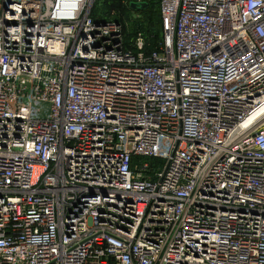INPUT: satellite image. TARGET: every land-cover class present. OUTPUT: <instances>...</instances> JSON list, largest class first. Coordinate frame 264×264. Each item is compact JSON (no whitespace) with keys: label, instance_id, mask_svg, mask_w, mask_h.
<instances>
[{"label":"built area","instance_id":"obj_1","mask_svg":"<svg viewBox=\"0 0 264 264\" xmlns=\"http://www.w3.org/2000/svg\"><path fill=\"white\" fill-rule=\"evenodd\" d=\"M93 3L0 0V264H264V0Z\"/></svg>","mask_w":264,"mask_h":264},{"label":"trees","instance_id":"obj_2","mask_svg":"<svg viewBox=\"0 0 264 264\" xmlns=\"http://www.w3.org/2000/svg\"><path fill=\"white\" fill-rule=\"evenodd\" d=\"M146 5L143 7L132 6L138 3L136 0H94L89 15L96 21L114 20L122 24L123 46L125 49H135L133 41L138 32L145 40L143 51L159 49L163 44L162 21L159 13V0H142ZM98 6L103 19L94 14V7ZM125 10L132 12L130 15L137 23L123 21ZM136 13V15H134ZM131 38H134L133 41Z\"/></svg>","mask_w":264,"mask_h":264},{"label":"rangeland","instance_id":"obj_3","mask_svg":"<svg viewBox=\"0 0 264 264\" xmlns=\"http://www.w3.org/2000/svg\"><path fill=\"white\" fill-rule=\"evenodd\" d=\"M99 7L98 6H95L94 7V14L96 15V17L97 18H99V19H103L104 18V15H101L100 14V12H99ZM132 12H130L129 10H125V12L123 13V21L124 22H131V24H133V23H137V21L134 19V18H132V16L130 15ZM134 15H136V13H134ZM121 27H122V24H121ZM123 34V33H122ZM132 39V41H133V39L134 38H131ZM134 42V41H133Z\"/></svg>","mask_w":264,"mask_h":264},{"label":"water","instance_id":"obj_4","mask_svg":"<svg viewBox=\"0 0 264 264\" xmlns=\"http://www.w3.org/2000/svg\"><path fill=\"white\" fill-rule=\"evenodd\" d=\"M146 4L144 2H138V3H133L132 6H138V7H143Z\"/></svg>","mask_w":264,"mask_h":264},{"label":"bare ground","instance_id":"obj_5","mask_svg":"<svg viewBox=\"0 0 264 264\" xmlns=\"http://www.w3.org/2000/svg\"><path fill=\"white\" fill-rule=\"evenodd\" d=\"M69 8H70V9L74 8V4H72ZM69 11H71V10H69Z\"/></svg>","mask_w":264,"mask_h":264}]
</instances>
